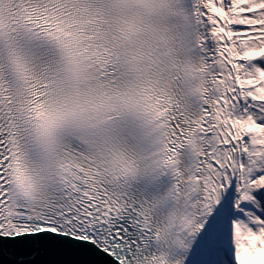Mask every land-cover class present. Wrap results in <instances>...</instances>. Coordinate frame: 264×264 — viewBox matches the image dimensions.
<instances>
[{"label":"snow or ice","instance_id":"6c2138e0","mask_svg":"<svg viewBox=\"0 0 264 264\" xmlns=\"http://www.w3.org/2000/svg\"><path fill=\"white\" fill-rule=\"evenodd\" d=\"M106 11L0 0V264H264V0H189L203 96Z\"/></svg>","mask_w":264,"mask_h":264},{"label":"clouds","instance_id":"9594fccd","mask_svg":"<svg viewBox=\"0 0 264 264\" xmlns=\"http://www.w3.org/2000/svg\"><path fill=\"white\" fill-rule=\"evenodd\" d=\"M188 6L189 0H107L105 30L125 53L133 82L160 85L156 91L167 95L180 77L186 94L207 91L206 66L194 52Z\"/></svg>","mask_w":264,"mask_h":264}]
</instances>
